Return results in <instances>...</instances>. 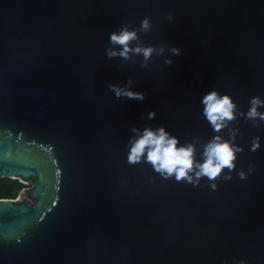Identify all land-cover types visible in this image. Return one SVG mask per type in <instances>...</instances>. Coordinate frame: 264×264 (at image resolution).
I'll list each match as a JSON object with an SVG mask.
<instances>
[{
    "label": "water",
    "instance_id": "1",
    "mask_svg": "<svg viewBox=\"0 0 264 264\" xmlns=\"http://www.w3.org/2000/svg\"><path fill=\"white\" fill-rule=\"evenodd\" d=\"M144 16L145 42L181 50L172 65L106 59L108 34ZM129 78L142 101L107 90ZM213 87L241 111L264 98V0H0V178L30 185L0 199V264H264V123L231 122L254 172L215 192L124 162L133 126L207 140Z\"/></svg>",
    "mask_w": 264,
    "mask_h": 264
},
{
    "label": "clouds",
    "instance_id": "2",
    "mask_svg": "<svg viewBox=\"0 0 264 264\" xmlns=\"http://www.w3.org/2000/svg\"><path fill=\"white\" fill-rule=\"evenodd\" d=\"M167 19L170 23L173 22L171 13ZM152 29V21L148 16L141 18L139 24L134 27H129L122 21L120 27L108 34V44L104 49L105 58L118 60L121 64H135L139 60L141 68H148L153 57H158L164 68L171 66L172 58L180 55L181 50L163 42H145L141 38L142 35L147 36ZM132 84L129 78L123 85L108 84L107 90L114 99L142 101L144 94L132 90ZM247 104V109L241 111L229 94L221 93L214 87L210 88L199 97V118L204 120L212 132L207 140L201 141L194 137L192 140L181 142L163 125L133 126L129 129L124 144V162L129 166L146 164L160 179L183 182L193 188L200 187L204 181L212 192L217 190L218 177L231 181L234 171L236 177L244 181L254 172V166L249 165L246 170L237 167L238 155L244 149L236 143L239 129L233 128L231 122L242 117L253 125L264 123V98L259 95L251 96ZM155 117L154 111L144 114L147 120H153ZM260 147V137H252L248 150L255 152ZM148 182L151 183V179ZM120 184L125 186L127 181L121 180ZM15 243L19 244L20 240L17 239ZM220 264H248V261L233 257L230 262L222 260Z\"/></svg>",
    "mask_w": 264,
    "mask_h": 264
},
{
    "label": "trees",
    "instance_id": "3",
    "mask_svg": "<svg viewBox=\"0 0 264 264\" xmlns=\"http://www.w3.org/2000/svg\"><path fill=\"white\" fill-rule=\"evenodd\" d=\"M27 186L17 179L0 178V199L14 200Z\"/></svg>",
    "mask_w": 264,
    "mask_h": 264
},
{
    "label": "rangeland",
    "instance_id": "4",
    "mask_svg": "<svg viewBox=\"0 0 264 264\" xmlns=\"http://www.w3.org/2000/svg\"><path fill=\"white\" fill-rule=\"evenodd\" d=\"M26 186H27L26 188H29V187H30V185H29V184H27ZM19 195H20V194H19ZM19 195H18L17 197H19ZM17 197H16L15 199H17Z\"/></svg>",
    "mask_w": 264,
    "mask_h": 264
}]
</instances>
